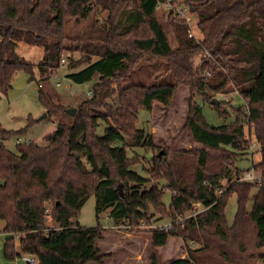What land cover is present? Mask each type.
I'll return each mask as SVG.
<instances>
[{"label":"trees","instance_id":"trees-1","mask_svg":"<svg viewBox=\"0 0 264 264\" xmlns=\"http://www.w3.org/2000/svg\"><path fill=\"white\" fill-rule=\"evenodd\" d=\"M166 1L122 0V5L130 4L127 9L118 8V14L113 12L112 27L103 38L105 45L94 44L85 50L87 46L80 45L81 41L69 46L66 19L87 18L94 9V0H0V97L12 89L14 77L21 70L29 72L34 80L37 67L41 78L49 79L66 65L62 59L67 51L83 53L78 60L69 56L70 70L84 64L80 70L68 72L67 77L76 83L94 80L93 95L79 104L74 116L68 105L40 86L42 104L48 115L58 120L57 128L44 137V143L19 144L18 150L13 151L4 141L14 132L0 128V219L5 221L1 231L9 234L4 246L7 260L30 253L42 261H104L109 254L88 253L89 256L82 257L91 237L100 232L99 226L84 227L77 220L80 209L93 194L97 214L110 209L114 222L128 226L129 230L142 224L149 226L153 234L150 264H203L194 251V260L177 257L163 262L157 248L165 245L172 233H180L188 241L198 238L199 231L208 232L216 241L215 250L228 259L236 247L242 252L248 250L252 233L256 247H264V185L233 181L221 196L215 193L224 188V181H232L247 171L237 165L240 158L250 153L246 146L251 141L245 134L246 123L254 128L261 154L253 168L264 177V0H171L189 5L197 13L204 33V39L198 42L188 36L184 20L176 22L177 48L171 46L156 15L158 5ZM119 3L113 0L116 8ZM143 24L151 34L130 40L128 37ZM21 40L45 48V55L37 64L16 52ZM204 50L214 61L205 62L207 66L211 63L207 72H212L213 77L202 74L192 59ZM137 52L166 59L175 82L124 87L118 106H113L109 103L115 92L113 79L122 81L129 75ZM180 84H187L204 96L208 88L219 92L234 87L249 112L239 108L234 121L215 126L206 121L202 106L191 102L186 128L192 140L201 146L196 151L192 175L188 178L177 162L181 155L168 161L159 152L155 160L162 162L154 170L158 183L163 185L148 187L151 178L133 169L139 161L128 155L126 139L155 149L152 136L137 127L139 110H151L155 102L170 106ZM221 107L215 108L221 115L227 114L228 110ZM100 120L109 125L104 135L97 132ZM217 159L219 164L214 168L211 161ZM120 183L124 184L123 196ZM255 187L258 191L248 210ZM167 191L172 193L169 205L164 200ZM233 193L238 197V209L234 222L229 224L226 207ZM193 202H202L207 208L175 223L171 232L153 228L163 217L167 222L185 214ZM155 213L161 216L154 219ZM48 219L52 220V227L48 226ZM65 249H77L78 255L62 254ZM198 251L207 253L205 247ZM261 259L264 261V255Z\"/></svg>","mask_w":264,"mask_h":264},{"label":"rangeland","instance_id":"rangeland-1","mask_svg":"<svg viewBox=\"0 0 264 264\" xmlns=\"http://www.w3.org/2000/svg\"><path fill=\"white\" fill-rule=\"evenodd\" d=\"M119 1L120 6L116 8L117 5L113 4V0H109V3L108 0H94V9L87 18L77 19L75 17H68L66 19V32L69 37L67 40L68 44H70L69 46H76L80 41V45L86 44L87 47L85 50H88L91 46H94V44L105 45L103 38L112 27L110 18L113 12L118 14L120 11L118 8L127 9L130 4L124 3L122 5V0ZM106 4H112L114 8L113 6L111 8L106 7ZM185 14H194L189 5L179 2L170 3L169 0L160 3L156 9V15L164 25L173 48H177L178 46V37L175 31L176 22L185 20ZM195 14L197 15V13ZM196 15L193 16L194 22L192 24L188 25L186 21L185 24L188 25V36H191V31L193 33L191 37L201 42L204 39V33L199 27V17ZM150 34L147 26L143 24L128 38L131 40L134 37H146ZM16 52L23 57L24 60L37 64L44 57L45 48L21 40L18 41ZM70 55H72L75 60H78L83 56V53L65 52L63 57L66 59V65L55 72L49 79L43 80L37 67L34 68L36 77L34 80H31L30 73L26 70L19 71L14 77L12 89H10L8 94H3L0 97V128L14 132L12 137L4 141L7 148L17 151L19 145L16 141L17 139L23 141L30 140L42 144L44 143V137L54 131L58 126L57 118L48 115L40 100L41 88L39 83L42 82L43 88L51 91L55 99H60L65 105H68V108H75L76 111L82 101L86 100L88 97L91 98L93 95L92 88L94 80L76 83L67 76L63 77L72 70L78 71L84 67V64H82L80 67L70 70ZM192 59L195 65L201 68L202 74H207L210 64L214 63L206 50L196 53ZM208 60L211 61V63L207 66L205 62ZM56 74L60 76L56 77ZM207 76L213 77L212 72H209ZM58 79H62L61 86H56ZM95 80H97V78ZM155 82L166 84L175 82L174 74L168 68L166 59L145 52H137L135 53L134 64L132 65L129 75L124 77L122 81L113 79L115 92L109 103L113 106H118L120 91L124 87L150 85ZM233 89L234 90L217 92L208 88L207 95L204 96L189 85L180 84L170 106H166L161 102H155L151 110H139L137 127L144 129L146 134L152 136L156 147L152 149L150 145H138L129 138L126 139V142H128L129 145L127 149L128 155L136 156L139 161L138 164L133 166V169L140 175L151 178L146 186L150 187L151 185L159 184V186L162 187L163 185L162 183H158L156 171L154 170L158 163L162 162L160 160H155L159 152H163L165 154L164 160L168 161L174 160L180 155L187 158L183 159L179 157L177 158V162L183 167L182 171L184 174L190 178L194 171V161L197 160L196 151L201 147L192 140L186 128V121L190 114V103L194 102L202 106L203 114L208 124L218 126L229 123L236 119L237 110L239 108H242L246 114L249 112L244 98L236 88L233 87ZM216 98L219 99V102H212ZM223 101L228 103H224L223 105ZM217 105H220V107L222 106V110H228V113L221 115L215 108ZM104 112L107 114L109 113L107 109H104ZM45 113H47V116L42 117ZM108 126L109 125L105 121L100 120L97 128L98 134L104 135ZM249 131H251V134H249ZM245 134L251 139L250 143L246 145L250 153L244 155L239 160L237 159V165L242 169L248 170L253 169V164L261 159V154L258 152L254 128H252V125L249 123L245 125ZM1 143L2 141L0 139V145ZM185 151L188 153L184 155L181 154ZM218 164L219 159L211 161V166L214 168ZM256 173L261 175L257 171ZM237 177L238 176L234 177L232 181H224L225 186L221 188L224 190L223 193L231 182L237 181ZM120 184H122L123 195H125L124 184ZM257 191L258 187H255L251 193L250 200L247 204L248 210H251L253 206L254 195ZM222 194L217 196H221ZM171 198V191H167L164 200L168 205L171 203ZM237 209L238 197L236 193H233L226 207V215L229 224L234 222ZM160 216L159 213H155L152 217L157 219ZM165 219L166 218L163 217V220L155 222L153 228H156V224L166 222ZM77 220L84 227H100L99 234L91 237V241L85 249V253L82 254V257L86 258L89 255L98 256L105 253L109 254L101 263L92 261L87 264H150V256L153 250V234L149 230L147 224H142L140 227L135 228V230H129L128 226L119 225L114 222L110 216V209L97 214L96 197L94 194L88 198L80 209ZM47 224L49 227H52V220L48 219ZM4 226L5 221L0 219V229H3ZM197 236L201 239L194 238L187 241L180 233L170 234L168 242L157 248L162 261L166 262L177 257H191L194 260V254L192 252L194 251L196 256L202 258L203 264H264V261L261 259V256L264 255V247H256L257 241L253 233L252 236H250L248 250L242 252L239 247H236L231 255V259L220 255L219 252L215 250L216 241L208 232L199 231L197 232ZM2 238L3 236L0 235V264L7 262L3 254V246H1ZM85 238L86 237H84V239ZM17 240L19 239L17 238ZM17 246H20L19 242H17ZM201 247H205L207 253L198 251ZM61 253L74 257L78 255L77 249H65L61 250ZM19 260L20 261L12 264H28L24 262L23 259ZM36 260L37 264H74L73 262L55 261L50 258H44L42 261L38 256ZM199 261H201V259Z\"/></svg>","mask_w":264,"mask_h":264},{"label":"built area","instance_id":"built-area-1","mask_svg":"<svg viewBox=\"0 0 264 264\" xmlns=\"http://www.w3.org/2000/svg\"><path fill=\"white\" fill-rule=\"evenodd\" d=\"M171 3V0H169ZM160 5V4H159ZM158 5V6H159ZM175 7V6H173ZM177 15V13H176ZM175 15V16H176ZM185 20L186 23L188 25L192 24L193 21V16H195L194 14H185ZM197 19V17H196ZM190 35L193 36V33L190 31ZM62 63L63 65H65L66 63V59L63 58L62 59ZM56 77H59L60 75H55ZM67 75L63 76L66 77ZM62 85V79H58L56 82V86H61ZM40 86H43L42 82L40 83ZM90 95V93H89ZM18 144H23V143H29L31 142L30 140H21V139H17L16 140ZM237 181H251V182H256L259 185H264V177H262L261 175H258L256 173V171L253 169L247 170L244 173H242L240 176L237 177ZM223 189H218L215 191V193L217 195H220L223 193ZM207 208V206H205L203 203L201 202H193L191 209L189 211L186 212L185 215H179L177 218L173 219V220H169L167 222L164 223H159L156 224L155 227L156 229H158L161 232H169L172 231L174 229L175 223L179 222V221H183L185 218L188 217H192V216H197L199 213H201L203 210H205ZM20 236V234H18ZM28 264H37V260L36 257L31 255V254H24L22 257Z\"/></svg>","mask_w":264,"mask_h":264},{"label":"crops","instance_id":"crops-1","mask_svg":"<svg viewBox=\"0 0 264 264\" xmlns=\"http://www.w3.org/2000/svg\"><path fill=\"white\" fill-rule=\"evenodd\" d=\"M4 228V227H3ZM1 230H3V229H0V235H2L3 236V238H2V242H1V246H3L2 248H3V254H4V246H5V242H6V239H7V237H9V234H7V233H5V232H2ZM6 259V258H5ZM19 259H23L22 257H20V258H18V259H16V260H13V261H10V260H7L6 259V261L7 262H5L4 264H12V263H16L17 261H20ZM23 261L24 262H26L24 259H23ZM27 263V262H26Z\"/></svg>","mask_w":264,"mask_h":264},{"label":"water","instance_id":"water-1","mask_svg":"<svg viewBox=\"0 0 264 264\" xmlns=\"http://www.w3.org/2000/svg\"><path fill=\"white\" fill-rule=\"evenodd\" d=\"M212 102H214V103H218V102H219V99L216 98V99H214ZM68 111H69L72 115H74L76 109H75V108H69ZM45 116H47V113H45L42 117H45ZM161 153H162V152H160V154H161ZM119 190H120L121 195L123 196L122 184L119 185Z\"/></svg>","mask_w":264,"mask_h":264}]
</instances>
